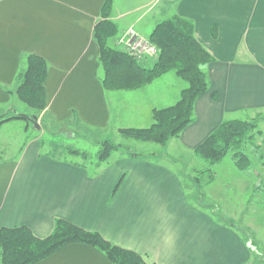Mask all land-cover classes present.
<instances>
[{
    "label": "crops",
    "instance_id": "crops-1",
    "mask_svg": "<svg viewBox=\"0 0 264 264\" xmlns=\"http://www.w3.org/2000/svg\"><path fill=\"white\" fill-rule=\"evenodd\" d=\"M105 1L0 0V104L14 109L13 89L28 54L49 64L46 112L56 121L79 119L106 128L114 120V104L122 109L115 117L118 125L113 123L116 130L148 126L155 107L175 103L183 85L150 90L148 85L119 97L104 88L94 28ZM128 4L118 9L119 0L113 3L118 37L132 27L149 38L157 23L181 15L194 23L196 37L214 57L208 65L210 89L197 99L195 119L178 137L184 149L193 151L228 118L264 112V0ZM114 160L91 167L56 158L39 140H30L18 158L0 164V228L27 226L46 237L62 218L100 232L150 264H264L259 249L264 240L256 242L217 209L188 197L174 167L143 156ZM40 264L113 263L95 246L70 243Z\"/></svg>",
    "mask_w": 264,
    "mask_h": 264
},
{
    "label": "trees",
    "instance_id": "trees-1",
    "mask_svg": "<svg viewBox=\"0 0 264 264\" xmlns=\"http://www.w3.org/2000/svg\"><path fill=\"white\" fill-rule=\"evenodd\" d=\"M113 0H106L102 16L95 25L94 38L99 45V61L104 70L103 85L106 89H136L152 82L169 71L187 82L179 100L169 106L154 108L151 126L125 128L122 131L138 138L167 143L194 121V106L197 98L209 88L206 66L214 57L195 35L194 23L181 15H175L156 24L149 38L158 46L159 55L152 67H147L135 55L111 43L119 33L118 24L111 18ZM49 64L37 54H28L25 64L17 76L16 94L35 109L38 114L47 109V80ZM25 118V114L1 115L0 126L7 120ZM43 126V125H42ZM256 133H262L254 121L227 119L223 121L195 151L211 164L221 162L229 153L233 154L240 169L250 166V157L244 151L246 141H255ZM264 142V139H263ZM43 144V141L41 142ZM264 163V144L260 143ZM118 145L105 141L98 153L102 164L112 156ZM86 158V153L67 148ZM0 154V164L3 162ZM213 179V175L210 180ZM70 243L95 246L104 252L113 264H150L138 252L116 245L100 232L85 229L66 219H57L54 229L46 237H37L27 226L0 228V264H40V262Z\"/></svg>",
    "mask_w": 264,
    "mask_h": 264
},
{
    "label": "rangeland",
    "instance_id": "rangeland-1",
    "mask_svg": "<svg viewBox=\"0 0 264 264\" xmlns=\"http://www.w3.org/2000/svg\"><path fill=\"white\" fill-rule=\"evenodd\" d=\"M129 6L128 0H119L118 9H126ZM143 10H146V8ZM151 11L153 12V10ZM130 29L139 35L134 28L130 27ZM124 34L125 33L119 37L117 35V38L114 37L118 40L114 42L113 38L111 43L132 54L128 47L120 41ZM138 37L150 41V38L141 35ZM152 44L155 45L154 43ZM155 46L156 51L154 53L143 52L141 56H137V54L134 55L147 67H152L159 55V48L157 45ZM208 65L206 66V73L209 90L211 79ZM98 75L100 79L103 80L104 70L101 64ZM167 75H173V77H177V80L171 77H165ZM163 85H166L168 88H170V86L172 88L174 86L179 88L183 85V89L187 86V82L179 77L175 71H169L141 87L148 86L150 90L153 86L162 87ZM16 88L17 85L13 89L15 93L12 94V99L10 101L11 105L7 104L8 106H13L14 109H7L6 104H0V118L1 115H9L11 113H21L25 115L35 114L38 116V122L41 128L38 129L33 122H28L25 118H15L5 121L0 126V154L3 159L18 158L22 148H24L30 140L35 138L40 142L43 141L44 152L56 158L79 161L94 167L99 162L98 153L103 143L105 141H112L118 145V148L112 152V156L109 158L111 161L115 162L116 160L114 159L118 156L121 157V155H129L130 157L143 156L162 161L174 167L182 174L188 197L194 199V201H199V199H201L205 205L204 207L209 208V210L213 208L217 209L221 218L225 221L234 222V224L240 228H244L247 232H250L251 237L255 239L256 242L264 240V163L260 157L261 148L258 147L260 143L264 144V112L251 113L249 116L242 114L238 117L228 118L230 120L243 119L254 121L263 132V134L256 133L255 141H246L244 143L243 149L250 157V166L246 169H240L232 153L225 156L221 162L211 164L202 158L195 149L193 151L184 149L178 142V137L180 135L171 138L167 143L163 144L149 139L138 138L122 131V129L125 128H146L151 126L154 122V109L152 110V122L148 126L124 125L122 127L118 126L119 128L116 130L115 125H118V123H116L115 117H120L122 109L120 108L121 106L116 108L114 104L112 105L114 120L111 121L112 124L110 123L111 125L106 128L93 127L92 125L78 121L79 119L62 123L56 121L50 112H46V110L38 114L35 109L19 98L16 94ZM106 90L117 94L119 93V97L121 93L129 91L130 89ZM113 123L116 124L113 125ZM69 147L86 153V158L73 153H67L66 149ZM105 162L102 164H105ZM215 171L218 172L216 178L214 175ZM212 175L215 180L209 181ZM259 249L264 253V245L260 244Z\"/></svg>",
    "mask_w": 264,
    "mask_h": 264
},
{
    "label": "built area",
    "instance_id": "built-area-1",
    "mask_svg": "<svg viewBox=\"0 0 264 264\" xmlns=\"http://www.w3.org/2000/svg\"><path fill=\"white\" fill-rule=\"evenodd\" d=\"M138 36L139 35L130 29L121 37L120 41L128 47L133 55L137 54V56H141L143 52L154 53L156 51L155 45H153L150 41L144 40Z\"/></svg>",
    "mask_w": 264,
    "mask_h": 264
},
{
    "label": "water",
    "instance_id": "water-1",
    "mask_svg": "<svg viewBox=\"0 0 264 264\" xmlns=\"http://www.w3.org/2000/svg\"><path fill=\"white\" fill-rule=\"evenodd\" d=\"M33 123H34V125L38 128V129H40L41 128V125L39 124V122H38V116L37 115H35V114H32V115H26Z\"/></svg>",
    "mask_w": 264,
    "mask_h": 264
}]
</instances>
